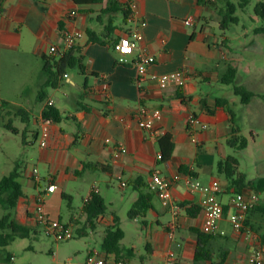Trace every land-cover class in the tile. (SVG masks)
I'll list each match as a JSON object with an SVG mask.
<instances>
[{"label":"crops","instance_id":"1","mask_svg":"<svg viewBox=\"0 0 264 264\" xmlns=\"http://www.w3.org/2000/svg\"><path fill=\"white\" fill-rule=\"evenodd\" d=\"M106 1L77 5L73 0H0V113L9 109L24 114L25 131L34 138L36 135L38 145L34 157L32 150H27L33 142L27 139L24 143L23 151L35 164L32 169L20 172L23 196L15 218L35 231L40 225L33 217L35 204L39 194L45 193L46 214L70 226L73 234L99 233L103 242L117 216L124 240L127 229L114 210L113 183L117 182L122 192L127 188L133 190L129 196L133 205L139 194L129 183L142 176L150 185L152 171L158 167L169 183L170 196L178 204L179 214L176 220L170 208L163 206L154 193L153 207L147 215L130 219L140 244L145 242V249L127 246L122 240L125 247L135 252L128 262L165 264L167 253L172 250L179 259L178 264L193 263L197 234L201 232L200 206L207 193L191 190L190 180L199 181L203 187L211 186L214 181L220 184L218 199L224 205L225 215L213 234L216 261L224 257L222 264H243L254 251L264 253V199L261 197L264 191L256 192L253 185H247L241 192L247 200L256 195L258 201L247 214L245 230L236 233L229 222V215L234 212L230 206L234 187L217 167L228 157L227 139L232 122L227 105H216L223 98L216 91L223 89L220 85H226L221 83V77L236 68L234 58L228 55L232 47L225 31L220 29L217 10L200 0H117L122 11L98 19ZM131 4L135 5L136 19L145 20L147 25L137 49L131 55L122 56L113 45L133 27L124 15L126 6ZM71 12H75L72 17ZM190 16L194 22L187 25L185 20ZM111 19L115 29L106 35L109 44L88 43L87 30L103 33ZM120 19L122 23L118 24ZM77 31L82 36L75 40L73 47L80 48L84 56V72L67 71L56 87H52V94L38 109H33V101L38 100L39 91L47 82L43 58L51 56L58 60L68 51L65 33ZM52 46L58 49L57 54L50 53ZM141 52L156 59L149 75L184 70L189 78L183 86L170 84L160 89L149 80L139 87L134 78L135 62ZM103 76L110 85L109 101L90 91L100 84ZM50 100L61 111L63 120L48 126L47 145L42 148V111ZM141 106L162 112L157 128L163 132L161 136L171 135L175 146L167 162L157 158L160 135L141 129L136 122L135 114ZM191 117L197 118L200 124L189 126ZM119 145L124 146L125 153L117 150ZM85 164H98L99 168H86ZM16 167L20 169V165ZM34 168L40 173V182L33 179ZM51 183L57 186L56 190L46 192ZM101 183L108 185L103 194ZM95 188L99 191L95 192ZM77 189L84 196L76 206L72 194ZM92 194L101 195L108 205L93 225L84 213ZM62 197L69 200L66 209ZM126 198L127 194L122 195L121 201ZM94 252L115 258L103 250L90 249L89 254Z\"/></svg>","mask_w":264,"mask_h":264},{"label":"rangeland","instance_id":"2","mask_svg":"<svg viewBox=\"0 0 264 264\" xmlns=\"http://www.w3.org/2000/svg\"><path fill=\"white\" fill-rule=\"evenodd\" d=\"M231 1L237 3V0ZM256 4L257 0H252L244 10L238 9L236 15L239 23L225 31L232 47L228 55L235 60L237 85L252 91L255 96L249 104L245 105L242 104L240 97L235 96L232 85H220L223 89L216 91L220 97L237 100L236 102L230 100L228 108L235 114L234 124L240 127L241 134L247 138L248 145L243 151L228 147L227 152L228 157H235L238 160V172L245 174L249 180L264 178V35L255 33L256 28L263 25V22L254 14ZM120 23H122L121 19L118 21V24ZM44 91L47 98L52 94L53 89L46 87ZM41 103L35 99L31 107L38 109ZM10 111L13 114H10ZM30 118L33 120V117L30 116ZM25 119L24 114L9 109L0 113V180L16 165H20L19 171L23 173L26 168L32 169L35 164L32 157L23 151L26 148L24 143L27 139L33 142L32 148L27 150H32L34 157L38 149L37 140L31 133L25 131L27 127ZM6 124H11L20 130V133L15 134L6 129ZM113 186L114 210L122 217L123 225L127 229L123 242L127 246L137 245L140 250H144L146 244L145 242L140 244L139 236L134 232L132 221L128 217L132 207L129 196L133 190L127 188L125 192H122L117 182L113 183ZM100 187L102 194L108 190L106 183H101ZM126 194V200L121 201V196ZM72 195L74 204L80 205L84 196L83 192L77 189ZM261 197L264 199V192L261 193ZM61 200L66 209L69 200L63 197ZM4 214L5 211L0 207V218ZM90 249L102 251V237L99 233L82 236L74 233L73 238L57 242L54 237L45 234L42 225H37L35 233H32L30 237L16 239L0 253V264H6L4 258L7 254L14 256L13 264H87ZM136 261L139 262V259Z\"/></svg>","mask_w":264,"mask_h":264},{"label":"trees","instance_id":"3","mask_svg":"<svg viewBox=\"0 0 264 264\" xmlns=\"http://www.w3.org/2000/svg\"><path fill=\"white\" fill-rule=\"evenodd\" d=\"M202 3L217 10L220 18V29L227 31L232 25L238 24L239 19L236 15L238 9L244 10L252 0H237L234 3L231 0H200ZM257 4L254 8L255 16L263 22V25L256 28V34L264 35V1L257 0ZM77 5H92L104 3L105 0H73ZM122 11V7L117 0H107L104 8L97 16L100 19L104 15L112 16ZM125 17L128 19L131 15L130 5L126 6L124 11ZM115 27L113 26V20L111 19L103 33H97L91 29L87 30L88 43L109 44L106 40V35H111ZM114 42V49L115 43ZM77 69L80 73L84 72V56L80 48L73 47L60 56L58 60L54 57L43 58V71L47 76V82L44 88L39 91L38 100L43 102L46 98L44 89L46 87H56V83L60 78L65 76L69 70ZM221 83L226 85H232L234 87V94L241 98L242 104H249L251 99L255 96V93L249 91L243 86L237 85L236 70L231 69L227 71L221 77ZM229 100L225 98H219L216 102L217 106L227 105L228 112L231 116L232 130L231 135L227 139V145L230 148L243 151L247 148L248 141L241 134L240 127L235 126L234 119L235 114L228 108ZM42 118L45 120H51L53 123H60L63 120L61 111L55 107L46 105L42 111ZM6 129L17 134L18 130L11 124L5 125ZM35 138L36 135H35ZM159 151L162 155L161 162H167L171 159L174 151V143L171 135L166 134L160 137L157 141ZM238 160L235 157H227L226 160L218 163V171L225 176L226 179L234 187V194L241 193L247 185H253L256 192L264 191V178H258L253 181L247 180V176L238 172ZM85 167H92L98 169V164H85ZM181 171L186 173L185 168H181ZM20 171L18 167H15L12 172L4 176L0 180V207L5 211V214L0 218V253L16 239H25L35 233L34 229L21 224L15 218V210L17 208L20 198L23 196L22 186L19 181ZM134 190L138 192V198L133 203L131 209L128 212V217L131 220L138 218H144L148 211L153 207V197L156 193L150 185L147 184L145 179L140 176L129 183ZM66 198V195H63ZM108 209L103 197L99 194H92L91 200L84 206V213L87 216V221L91 225L94 224V220L101 214H104ZM198 241L195 250V257L192 264H222L224 257L219 261H216L214 252V240L213 234H205L199 232L197 234ZM124 238V232L120 228V220L117 216L114 218V225L107 229L106 235L102 242V250L107 254L114 255L117 261H129L135 256L133 248H127L122 244ZM12 255L7 254L4 258V263L9 264L12 261Z\"/></svg>","mask_w":264,"mask_h":264},{"label":"built area","instance_id":"4","mask_svg":"<svg viewBox=\"0 0 264 264\" xmlns=\"http://www.w3.org/2000/svg\"><path fill=\"white\" fill-rule=\"evenodd\" d=\"M131 15L129 21L133 24L132 29L125 35L120 37L115 43V50L122 56L131 55L135 49H137L139 43L143 40V30L147 25L145 20H137L135 5H130ZM75 12L70 13V17L74 16ZM194 22V17L190 16L185 20V24L192 25ZM82 34L80 32L65 33V44L66 49L70 50L75 45V40L80 38ZM51 54H57L58 49L55 46L50 47ZM155 57L153 55L141 52L135 62L136 75L134 82L139 87H142L144 83L151 80L154 81L160 89H166L170 84L176 86H183L189 76L184 70L175 71L166 74H148L151 66L155 64ZM93 94L99 96L104 101H109L111 99L110 85L106 77L101 78L100 84L91 88L90 90ZM52 106L53 102L50 100L47 103ZM135 119L138 126L141 129L147 130L152 134L158 133L162 137L161 131L157 128L159 122L162 119V112L159 109H148L146 107H139L135 114ZM52 123L51 120H45L42 118V132L40 147L44 148L47 145V139L49 137L48 126ZM194 124H200V121L191 117L189 120V126ZM206 128V125H202ZM159 137V138H160ZM158 138V139H159ZM107 142L109 140L107 139ZM117 150L121 153H125L126 150L124 146L119 145ZM158 160L162 159L161 153L157 156ZM33 179L35 182L41 181V176L37 168L33 169L32 172ZM124 185V184H123ZM151 188L156 192L160 198L163 206L170 208L173 213L174 218L177 220L179 214V206L175 201L171 199L170 196V186L167 180L162 176L161 170L155 167L151 174L150 180ZM57 186L53 183L49 184L46 188V192H54ZM189 188L191 190H200L207 195L201 202L200 210V228L201 232L205 234H214L217 223L224 218L225 211L224 205L219 201L218 194L221 191L220 184L218 181H214L211 186L203 187L202 184L197 180L189 181ZM98 192V188L94 189ZM44 199L45 193L39 194L35 209L33 213L34 220L37 224L44 227L45 234L54 237L57 242L68 240L73 238L74 234L72 229L67 224L50 218L44 209ZM258 198L256 195H252L249 200H247L243 193L235 194L230 200V206L234 208V212L229 215V222L236 233H241L245 230L246 219L249 210H251L257 203ZM174 226V225H173ZM15 258L12 257V261ZM179 259L174 251H169L165 257V264H178ZM61 264V263H57ZM72 264V263H69ZM87 264H131L128 261H117L115 258L108 257L107 255H99L97 253H91L88 258ZM243 264H264V253L262 250H256L251 253Z\"/></svg>","mask_w":264,"mask_h":264}]
</instances>
